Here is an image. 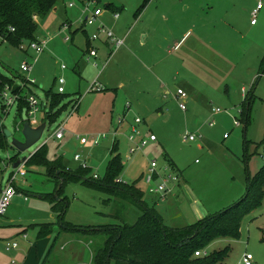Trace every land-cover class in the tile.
Listing matches in <instances>:
<instances>
[{
	"label": "rangeland",
	"instance_id": "obj_1",
	"mask_svg": "<svg viewBox=\"0 0 264 264\" xmlns=\"http://www.w3.org/2000/svg\"><path fill=\"white\" fill-rule=\"evenodd\" d=\"M94 1L87 10L90 0H75L74 8L68 7L69 0H59L39 25L37 41L46 43L42 54L27 49L30 43L17 47L0 38V71L9 76L14 87L23 86L28 78L37 82L31 88L45 109L30 121L33 127L40 126L50 111L47 92L51 88L57 91L60 76L66 81V98L61 106L68 104L54 124L48 123L41 141L25 152H19L12 146L13 139L24 141V124H20L16 108H11L5 115L0 104V120L12 133L5 149H0V172L3 170L7 178L14 168L11 159L21 161L30 158L47 142L49 161L62 158L68 170L77 171L86 165L92 168V175L104 177L113 156L112 148L117 142L124 164L120 180L130 185L137 181L144 191V201L149 206L160 204L158 212L163 215L167 226L185 227L238 203L247 194L249 177L253 179L264 166V73L260 72V60L264 56V9L258 14L256 25L252 26L251 13L256 9V0H191L199 9L204 8L202 12L196 8L203 19H210L213 25L226 28L225 39L233 36V43L227 39L226 46L231 43V48L218 47L214 51L211 60L217 64L216 68L199 64L207 54V48L195 51L189 67L173 65L181 66L184 71L193 70L199 79V75L204 78L187 80L186 77L174 79L160 73L170 66L168 62L157 64L165 54L155 50V40L141 44L140 30L147 29V24L135 22V14L146 0ZM104 2L113 3L122 12L118 21L113 20L111 10L103 6ZM154 2L151 0L142 11L149 8L150 13L145 16L148 20L156 8L157 3ZM95 7H102L104 12L92 21ZM189 18L190 13L185 19L174 18L170 22L178 25L175 30L190 29L193 20ZM36 21L38 23L40 19ZM134 22L126 44L117 52L113 47L114 55L102 71L100 69L110 52L107 47L98 41L93 43L99 49V69L83 57V51L87 50L84 30L91 37L105 23L111 30L110 25L120 27L124 33L125 27ZM159 22V28L166 24ZM64 24L71 30L65 31L62 28ZM233 27L234 33L226 34L227 28ZM150 29L155 34L157 28ZM192 29L191 36L188 35L187 40L175 50L171 61H178L194 42L197 32ZM230 55L232 60L226 59ZM24 62L32 64L31 73L21 70ZM62 65L67 67L64 72L60 70ZM97 77L105 90L86 94L88 82ZM179 88L188 96L185 112L180 110L174 97ZM166 91L169 94H165ZM252 94L249 124L245 131L243 108ZM80 96L79 109L69 117L71 101H77ZM217 108L222 113L214 114L213 109ZM137 118L142 120L137 125L141 133L138 142L148 140L151 135L156 137V141L132 154L130 148L134 145L128 137ZM120 119H123L121 124ZM213 121L215 124L210 126ZM237 122L238 125L235 124ZM63 123L66 129L64 138H52ZM99 134L106 135V138L101 139L98 146L90 140L85 145L80 143V137L90 138ZM188 134L195 135L196 141L185 140ZM77 155L79 161L75 159ZM169 158L183 181H180L181 188L176 184V197L170 199L173 190L165 201H161L148 193L144 176L152 161L164 166L169 164ZM25 170L26 176H19L16 181L17 194L6 216L0 217V264H93L98 239L96 241L82 232L59 235L62 229L58 215L51 210L47 199V195L60 187L56 179L50 177L44 167L25 165ZM63 196L68 203L64 222L74 226L116 224L119 220L115 215L119 208H123L122 220L127 223H134L139 214L135 206L125 204L121 207V200L80 183H66ZM176 199L179 211L170 206L171 200ZM198 208L207 212H200ZM237 216L241 219L240 238H220L206 251L213 253L230 249L223 264H238L245 254H252L253 264H264V200L254 210L244 206ZM42 224H53V234L38 240ZM15 242L19 247L8 251L7 244Z\"/></svg>",
	"mask_w": 264,
	"mask_h": 264
},
{
	"label": "trees",
	"instance_id": "obj_2",
	"mask_svg": "<svg viewBox=\"0 0 264 264\" xmlns=\"http://www.w3.org/2000/svg\"><path fill=\"white\" fill-rule=\"evenodd\" d=\"M150 1L146 0L135 14L136 18L140 16ZM58 2L59 0H0V38L17 47H21L25 42L28 44L38 42L39 24L36 19H45ZM107 8L113 12L120 11L113 4ZM260 72L264 73V56L260 62ZM6 87L11 88L13 94L20 96L16 111L20 124H24L22 114L24 109H27V112L29 109L27 97L37 95L27 79L24 80L23 86L14 87L9 76L0 71V104L3 110H6L2 96ZM253 97L254 94L249 97L243 108L245 131L249 124V110ZM65 98V94L57 93L54 88L47 92L50 111L46 113L42 123L48 122L52 125L57 121L68 107V104L61 106ZM5 129L0 120V149H5L8 144ZM46 148L47 145L41 147L26 165L46 168L48 175L56 179L57 186L61 185L54 193L47 195L51 210L58 215V223L62 229L59 235L63 232H82L96 241L98 239L93 264H223L230 249L209 253L207 256H195V253L207 250L214 241L220 238L238 240L241 219L237 216V212L244 206L254 210L260 207L264 200L263 166L253 179L249 177L247 194L238 203L191 225L181 228L170 227L165 224L156 207L149 206L144 201V191L137 185V181L130 185L120 180L124 164L118 153L117 142L112 148L113 156L107 165L105 176L97 178L92 175L91 167L81 166L77 171H72L64 166L62 158L49 161ZM17 161V158L11 159L14 164ZM167 161L174 170V162L170 158ZM66 183H80L90 189L115 197L121 200V207H125V204L135 206L139 210L136 221L127 223L122 220L123 208H119L115 215L119 221L113 225L82 227L64 222L68 207L67 198L63 196ZM52 234L53 224H42L37 239L41 240Z\"/></svg>",
	"mask_w": 264,
	"mask_h": 264
},
{
	"label": "built area",
	"instance_id": "obj_3",
	"mask_svg": "<svg viewBox=\"0 0 264 264\" xmlns=\"http://www.w3.org/2000/svg\"><path fill=\"white\" fill-rule=\"evenodd\" d=\"M75 0H69L68 2V7L69 8H74L75 7ZM91 2L86 5V9H89V4H94V0H90ZM256 9L251 13L252 16V24L256 23V19L258 17L259 12L263 9L264 4L263 0H256ZM103 8H97L95 7L93 16H92V21H96L98 18H100L103 15ZM113 18L115 20L119 19L120 14L118 12H113L112 13ZM88 20V17L85 19ZM65 31L70 30V26L67 24H64L62 27ZM104 38L106 42H109L112 44L114 47V52L119 50L123 45H124V40L119 39L116 37L115 33L108 28L105 24H101L99 28L97 29V32L93 34L91 37H89L90 43H94L97 41H101V39ZM46 48V43H41V42H33L30 43L27 49L33 50V52L37 54H42L45 52ZM112 52L109 56L108 59L105 61V63L102 65V68L100 69L101 71L107 66L108 62L110 61L112 55L114 54ZM86 58L89 62L92 63L94 68L99 69L100 64H99V51L97 48L90 46L86 52ZM21 70L26 73H31L33 70L32 64H29L28 62H24L21 64ZM67 67L65 65L61 66L62 70H65ZM27 81L30 83L31 86H35L37 84L36 80L33 78H28ZM58 83V88H57V93L59 94H65V88L64 85L66 84V81L63 77H59L57 79ZM104 87L102 84L98 82V79H96L94 82H92L87 90V93H92V92H99L103 91ZM244 92V90H243ZM3 100L4 104L6 106V110H4V114L7 115L10 112V109L15 107L17 105V101L20 99V96L17 94H13L12 90L9 87H6L4 93H3ZM174 97L176 100L179 102V108L183 112L187 111V94L185 91L181 88H179ZM77 101H73L71 105V113L69 117L77 111L79 104H80V97L77 98ZM27 103L29 105V109L27 112L28 115V121H32L33 118H35L41 110L44 109V103H41L39 98L35 95H30L27 97ZM214 114H220L222 113V110L217 108L213 109ZM123 122V119L119 120V124ZM142 120L140 118L135 119L134 124L132 125V133L128 137L129 141L134 145L133 147L130 148V153H136L137 151L143 150L150 142L156 141V137L154 135H151L148 140H143L142 142H138V137L140 136V131L138 130L137 125L141 124ZM48 126V122H46ZM215 122H211L210 126H213ZM235 124H239L238 122ZM32 126V124H31ZM46 126V129H47ZM33 127V126H32ZM36 128V127H34ZM45 129V130H46ZM45 132V131H44ZM66 129H65V124H61L56 131L52 134V138H56L57 140H62L64 138ZM44 134V133H43ZM227 135H225V138ZM43 138V135L41 139ZM106 138V135H97V136H92V137H80V143L82 145H85L90 141L93 142L95 146H98L100 144L101 139ZM40 139V141H41ZM185 140L194 142L196 141V136L193 134H188L185 136ZM39 141V142H40ZM47 145V142L44 144ZM43 145V146H44ZM42 146V147H43ZM35 154V153H34ZM32 157V156H31ZM30 157V158H31ZM27 158L24 162H21L20 165L17 168H13V171L7 176V178L4 177L3 170L0 172V217L6 216L8 209L11 206L12 200L17 194V186H16V181L19 176L24 177L26 176V170H25V165L27 161L30 159ZM76 160H80V157L77 155L75 157ZM10 163L11 162L10 160ZM14 164V163H13ZM10 165V164H9ZM15 165V164H14ZM83 167H87L86 165H83ZM98 176L95 175V178ZM145 184L147 186L148 193L151 195H154L157 197V199L161 201H165L167 197H169L172 192L173 188L176 186V184L179 183L180 177L179 175L167 164L164 166H160L157 161H152L151 166L148 169V172L146 173L144 177ZM27 236L24 235V238ZM19 247L18 243H8L7 244V250L11 251L13 249H17ZM209 253L205 251H199L195 253V256H207ZM254 257L252 254H245L241 261L238 264H253ZM15 264V263H14Z\"/></svg>",
	"mask_w": 264,
	"mask_h": 264
},
{
	"label": "crops",
	"instance_id": "obj_4",
	"mask_svg": "<svg viewBox=\"0 0 264 264\" xmlns=\"http://www.w3.org/2000/svg\"><path fill=\"white\" fill-rule=\"evenodd\" d=\"M153 1H155L154 3H157V4L155 5V7H156L155 10L151 12L152 13L151 20H148L145 18V16L149 12V10H148L149 8L145 12H143L138 17V19L137 18L135 19V22H143V24H147V27H146L147 29L140 30L141 44H146V43H148V41L150 39H153V40H155L154 42L156 43L155 46H157V48L155 50H159L160 52L163 51L162 53L165 55L157 62V64L159 65L160 62H168L170 67L166 68L162 72H160L161 74L172 76L174 79H176V78L184 79V77H186V78H188L187 80H193V79L204 80L203 75H199V77L201 78V79H199L197 76V73L194 72L193 70H185L184 71V69L181 66H173V65H176V64L180 65L181 64L185 67H189L192 64V61L194 59L193 57H195L194 56L195 51H200V50L204 51L207 48V50H208L207 54L204 55V57L202 58V61H200L199 64L201 67L212 65L216 68L217 64L215 63V61L211 60V58H213L214 51L218 47H221L225 50L231 48L232 47L231 43H233V36H230L227 38L231 43H229L226 46V44H227V39H225V29L226 28H222L220 26L213 25L211 23L210 19H207V18L203 19L202 15L199 12L204 11V8L199 9L197 6H195L191 3V0H153ZM154 3H152V5ZM111 4H113V3L104 2L103 6L108 7ZM97 8H102V7H97ZM196 8L199 10V12L196 10ZM263 9H264V7H263ZM115 12H118L120 14V17H119V19H120L122 16V12L121 11H115ZM112 13H113V11H111V17L113 18ZM189 13H190L189 19L191 21L193 20V23L191 24V28L190 29H181L180 28V29L175 30L174 28L175 27L177 28L178 25H174L170 21H172L174 18L181 19V20L185 19L186 15ZM119 19L115 20L113 18V20H115V21H118ZM41 21H42L41 19H40V21H38L39 25H40ZM159 21H164L163 23H166V24L163 27L159 28L158 27V25L160 23ZM135 22L132 23L131 25H129L128 27H125L124 33L121 31L120 27H117V26L112 27V25H110L112 28V31L115 33L116 37L124 40V45L126 44L128 36L131 34V31L135 25ZM103 24H105V23H103ZM251 25L255 26L256 24L251 23ZM153 27L157 28V30L155 31V34L150 29ZM192 27L197 32V36H196L194 42L192 44H190L187 47V49L185 50V52L179 56L178 61H175V60L171 61V56L174 55L175 50H178L177 48H179L181 46V44L184 41H186L188 37L191 36L190 34H191V32H193ZM70 30H71V27H70ZM234 30H235L234 27L233 28H227L226 34H232V33H234ZM84 34L87 38L86 49L88 50V48H90V46H93V43H90V41H89L90 36H88L86 30H84ZM98 42H100L103 46H105L109 49V51H110L108 53L109 55L113 52L112 44L109 42H106L104 40V38H102L101 41H98ZM87 50L83 51V57L86 60H87V58L85 55H86ZM119 50H117V51H119ZM98 51H99V49H98ZM162 53H160V54H162ZM226 59L232 60V56L230 55V56L226 57ZM87 62H89V61L87 60ZM260 62H261V60H260ZM76 68H78V67H76ZM60 70H61V72H64L65 70H67V68L65 70H62L60 68ZM95 79L88 82V87L86 90H88L90 84L92 82H94ZM97 79L99 82L98 77H97ZM208 84H209V82H208ZM104 90H105V87H104ZM65 92H66V90H65ZM85 93L89 94L86 91H85ZM165 94H169V91H166ZM174 168L176 169V167H174ZM180 181H181V178H180ZM180 181L178 183L179 184L178 187L181 188L180 184L183 180L181 182ZM176 188H177V186L174 187V192L171 195L170 199H173L174 196L175 197L177 196L174 194L175 190H177ZM197 205H199V203H197ZM154 206L157 207L156 209L160 212V210L158 209V207L160 208V204L154 203ZM170 206H172L173 208H175L178 211L180 209V205H179L177 199L171 200ZM197 210H199L200 212H207L204 209L202 210L200 208H198ZM162 217H163V215H162ZM163 219H164V217H163ZM164 222H165V220H164ZM24 235H26V234H24ZM65 262H66V260H65ZM63 263H64V261H63Z\"/></svg>",
	"mask_w": 264,
	"mask_h": 264
},
{
	"label": "water",
	"instance_id": "obj_5",
	"mask_svg": "<svg viewBox=\"0 0 264 264\" xmlns=\"http://www.w3.org/2000/svg\"><path fill=\"white\" fill-rule=\"evenodd\" d=\"M22 119L24 121V126L22 130L24 141H20L17 139L12 140V146L15 147L19 152H25L29 150L31 147H33L34 145H36L40 141L46 129V126H47L46 123H42L40 126L36 128L32 127L30 122L28 121L27 109H24L23 114H22ZM4 133L7 139L12 137V133L9 130L5 129ZM26 159L27 158H24L21 161H18L14 165V168H17L20 165V163L24 162Z\"/></svg>",
	"mask_w": 264,
	"mask_h": 264
}]
</instances>
